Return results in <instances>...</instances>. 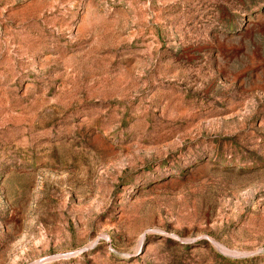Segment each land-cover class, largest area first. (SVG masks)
Listing matches in <instances>:
<instances>
[{"label": "rangeland", "instance_id": "obj_1", "mask_svg": "<svg viewBox=\"0 0 264 264\" xmlns=\"http://www.w3.org/2000/svg\"><path fill=\"white\" fill-rule=\"evenodd\" d=\"M0 264H264V0H0Z\"/></svg>", "mask_w": 264, "mask_h": 264}, {"label": "bare ground", "instance_id": "obj_2", "mask_svg": "<svg viewBox=\"0 0 264 264\" xmlns=\"http://www.w3.org/2000/svg\"><path fill=\"white\" fill-rule=\"evenodd\" d=\"M217 246H219V247H222L221 245H219L218 243H215Z\"/></svg>", "mask_w": 264, "mask_h": 264}]
</instances>
